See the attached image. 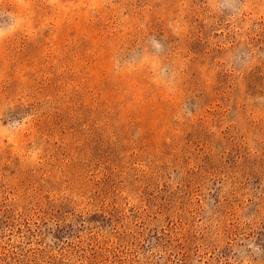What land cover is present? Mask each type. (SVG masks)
<instances>
[{
    "label": "rangeland",
    "instance_id": "374dc122",
    "mask_svg": "<svg viewBox=\"0 0 264 264\" xmlns=\"http://www.w3.org/2000/svg\"><path fill=\"white\" fill-rule=\"evenodd\" d=\"M0 264H264V0H0Z\"/></svg>",
    "mask_w": 264,
    "mask_h": 264
}]
</instances>
